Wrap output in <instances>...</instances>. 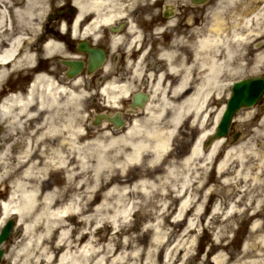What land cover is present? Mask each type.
<instances>
[{"label": "rangeland", "instance_id": "374dc122", "mask_svg": "<svg viewBox=\"0 0 264 264\" xmlns=\"http://www.w3.org/2000/svg\"><path fill=\"white\" fill-rule=\"evenodd\" d=\"M214 1L212 0L211 3ZM238 2L240 10L233 14L232 3H229V13L223 19L221 16L219 19L221 15L219 10L223 7H218V4L214 3L210 7V14L203 19V23L197 25L193 23L191 27H187L182 32L184 37H178V43L184 44L182 42L188 40L192 53L193 43L197 38V32L194 30L214 24L215 19L218 18L220 22L225 23L223 26L226 28V33L237 31L248 37V42L242 43L243 50L234 59L233 66L245 64L236 73L227 71L224 74L222 82L226 84V87L220 97L216 95L210 99L208 116L202 118L204 129L200 125H192L194 118H189L173 138L172 150L161 163L149 165L147 161H144L142 165H129L126 174L119 170L114 172V177L122 180V184L129 188L127 195L121 196L117 191L108 194L114 183L103 185L101 178L104 177L103 181H105L107 175L113 173L105 169L102 176L95 175L96 158L90 159V167L85 170L81 167L80 161L75 159L74 166L78 168L72 184L67 179L66 170L52 167L40 179H25L29 183V189L37 186L41 192L38 204L28 215L26 222L34 221L44 209L49 210L42 202L43 196L54 188H58L59 193L50 205L51 210L65 209L72 206L73 202L79 203L74 201L75 198L82 199L80 210L77 208L79 206H74L78 213L69 211L70 215L65 218L64 226L58 229L55 227L56 230L51 231L48 236H46L45 227L50 217L43 215V220L37 224L32 236L36 238L43 234L46 237L42 247L33 248L35 257L31 264H39L37 260L40 259L43 260L41 264H48V261L43 258L48 254L55 258L54 264L60 263L62 256L68 251L67 247H57L60 238L63 237L61 236L63 229L68 231L65 240L67 239L73 246V253H80V250L88 243L99 251L91 256L92 264H218L222 255L224 256L222 264H264V240L261 238L264 236V110H261V105L238 112L234 127L236 131L241 130L243 136L233 145H231L232 139L228 138L217 161L210 162L207 167L201 165L206 162L209 149L202 145L204 157L194 161L197 171L194 173L193 185L182 198L177 196L186 188V177L190 174L188 167L183 164V159L189 154L195 140L202 132H209L216 128L221 117V109L230 95L231 83L249 76L264 74V57L257 64H254L250 58L253 51L250 37L251 22L248 25L245 24V18H250V11H244L250 7V0ZM183 5L185 8V4ZM190 18L195 19L191 15L187 19ZM259 18V23L256 20L257 25L264 22V15L260 14ZM188 30H191V36ZM194 73V81L197 82L198 68H194ZM169 96L172 95L169 94ZM151 101L157 105L160 102L159 96L153 97ZM94 108L93 96L86 97L80 107L74 108V126H82L88 133L80 138L81 143L87 138L105 137L111 130L109 127L92 126L93 116L96 113ZM70 111L71 108L64 109L59 120L65 122ZM130 117L143 118L144 113ZM1 119L5 129L4 136L8 139L0 155L2 161L0 202L16 204L20 200L12 201L11 193L15 189L13 183L24 179L21 176L22 169L18 158L21 147L14 146V131L8 127V118L5 116ZM157 126L163 129L170 128L169 115L157 122ZM125 129L122 128V131ZM114 134L119 133L114 132ZM232 146H236L237 151H234L232 161L221 174L218 172V163L225 151ZM250 146L255 148L258 155L247 153ZM7 147L8 151H6ZM242 150L247 154V158L245 168H242L244 174L239 176L240 171L237 174L236 172L241 169V164L235 160V157ZM64 152L69 155V161L72 160L73 155L67 148ZM48 156H52L51 150H48ZM169 165L174 168V173L167 177L164 167ZM159 176L162 178L154 183L141 184L143 179L153 181ZM224 179L229 180V183L224 182ZM82 185L84 187L79 190ZM136 186L138 188H135ZM190 194L197 200V204H204V210L203 214L196 219V229L186 235L187 222L193 217L194 212L187 214L183 221H177L175 218L181 203L189 199ZM232 205H236V208L235 213L230 215ZM216 206L218 212L214 214L213 210ZM256 221L258 224L253 228ZM21 229L23 225L17 227L12 239L4 244L6 254L1 264H13L10 255L21 249V240L24 237L23 233L21 235Z\"/></svg>", "mask_w": 264, "mask_h": 264}, {"label": "bare ground", "instance_id": "6f19581e", "mask_svg": "<svg viewBox=\"0 0 264 264\" xmlns=\"http://www.w3.org/2000/svg\"><path fill=\"white\" fill-rule=\"evenodd\" d=\"M144 0H133V2ZM152 1V0H147ZM239 0H222L218 7H223L225 3L237 4ZM252 1V0H251ZM109 4V1H107ZM82 10H94L98 13L97 21L95 25H106L111 19L106 13L107 4L104 0H80ZM30 8H24L21 12L22 17L27 18L32 16ZM264 11V9L262 10ZM211 11H208L210 14ZM219 12L221 15H219ZM217 14L219 19H223L228 14V9L224 6L219 10ZM207 14V15H208ZM259 14L256 15V19L259 20ZM223 16V17H222ZM6 14L4 11L0 12V46H2L3 39L8 41V47L0 52V63L13 62L17 57L16 54L20 50L23 38L18 36L12 38L7 35V32L3 29L4 26L9 25L7 22ZM27 18H23L25 22ZM22 19V18H21ZM219 19H215V23L211 25H205L204 30L199 27L197 32V38L193 43V60L188 65L185 60L177 62L178 56L174 51H167L162 54L168 63L170 68L166 73H160L156 80V86L154 96H159V103L153 104L152 101L146 106L144 110L143 118H135L128 127L120 132L118 135L114 133H107L105 137L95 136L94 138H87L80 142V138L88 134L85 132L82 126H74L75 107H80L84 103V99L89 95L82 88V79L70 80L67 83H63L55 80L48 72H41L37 75L33 83L30 85L28 91L24 94L23 90L12 93L6 98L0 107V117L8 118V127L14 131L15 147H21L19 155L20 167L22 169V180L15 181L13 186L15 189L11 193L12 201L20 200V204L17 202H0V208L2 209L0 217V225L5 219L13 214H17L20 218V224L23 225L24 237L21 240V249L12 253L13 264H31L33 255V248L36 246L42 247L45 237L48 234L64 226L65 218L70 215L69 211L76 212L75 205L79 206V210L82 199L77 197L74 201L79 203H72L65 209H50L52 201L59 193L58 188H54L49 192H46L43 196V203L45 209L38 215V217L32 222H26L28 215L34 211L38 204V198L40 197V189L37 186H32L29 189V183L27 179H40L42 175L49 170L62 169L67 172V179L70 184L75 180V171L78 166H74V161L79 160L81 167L85 170L90 167V159L96 158L95 175L102 176V172L106 170L111 171L112 175H107L105 181L102 179V184L114 183L108 194L112 192H119L121 196L127 195L130 191L127 186L122 184V180L114 177V172L127 173L129 165L143 164L147 161L149 165H156L166 159L172 150L173 138L179 133L181 127H183L185 121L189 118L192 120V125L202 126L204 129V122L202 118L208 116V104L212 96L220 97L222 91L226 87L223 81L224 74L229 72L239 71L245 63H240L239 66H233L234 59L237 55L241 54L243 42H248V37L237 31H231V35L226 33L224 28V22H220ZM245 24L248 25L252 20L249 17L245 18ZM171 22V21H170ZM134 25H131L133 29ZM163 27H158L159 32ZM201 34V35H199ZM251 34V27H250ZM230 35V36H229ZM251 37V36H250ZM59 43L56 41L48 42L46 46V53L48 55L59 50ZM264 57V51L256 55L255 64H257ZM34 55L31 52H24L21 59L17 60V65H32L34 64ZM198 68L199 76L197 82L194 81L195 73L194 68ZM1 69V67H0ZM7 70H0V83L4 80ZM180 74L178 82L171 90L169 85L164 86V77L174 76ZM196 83V84H195ZM129 87L127 85L117 87L113 83L108 84L102 90L104 95V102L109 103L113 107H118L121 98H127ZM172 92V96H169L168 91ZM158 94V95H157ZM73 107V108H72ZM71 108L69 115L65 122L59 120L64 109ZM223 108L221 109V113ZM206 112V113H205ZM169 115V121L171 123L170 128L163 129L157 126V122ZM221 116V115H220ZM6 122V121H5ZM28 123V124H27ZM196 123V124H195ZM258 130V129H256ZM214 129L209 132H202L195 140L193 147L190 149L189 154L183 159V164L188 167L190 174L187 175V186L177 195L182 198L193 185L194 173L197 171V167L194 165L196 159H202L204 157V150L202 148L203 141L213 133ZM86 138V137H85ZM224 140L216 141L209 149V155L206 157V162L202 167H207L211 162H216L217 158L223 149ZM73 155L72 160L69 161V155H66L64 149ZM8 151L9 148H6ZM48 150H51L52 156H48ZM237 151L236 146H232L225 151L224 156L218 163V172L223 173L225 167L232 161L233 153ZM247 153L258 155L254 147H248ZM264 153V152H263ZM2 152L0 153V155ZM148 156V157H147ZM147 160H146V159ZM247 154L242 150L235 157L241 164L240 175L242 176V168H245ZM76 159V160H75ZM0 159V164H1ZM167 177H170L174 173V168L171 165L164 167ZM119 170V171H118ZM113 171V172H112ZM248 174V173H247ZM248 177V176H246ZM162 176L152 179H143L141 184L148 185L161 179ZM26 179V180H25ZM1 180V176H0ZM224 182L229 183V180L224 179ZM84 185L79 187L82 189ZM135 188H138L136 186ZM195 201V202H194ZM197 200L190 194L189 199H185L181 205L179 212L176 216L177 221H183L187 214L194 212L193 217L187 222L186 235L194 231L197 227L196 219L203 214L204 204H197ZM236 205H232L230 208V215L235 213ZM214 214L218 212L217 206L214 207ZM49 216V222L45 227L47 233L34 238L32 235L36 231L37 224L43 220V215ZM73 214V213H72ZM53 219V221H50ZM257 221L253 225V228L257 226ZM56 227V229H54ZM87 233V232H86ZM68 231L63 229L61 231L60 241L57 244L58 248L67 247L68 251L65 253L60 263L58 264H92L91 256L99 253L91 243H88L80 250V253H73V246L65 240ZM264 240V236H261ZM44 260L48 261V264H54L55 258L46 255ZM224 256H220L218 264H222ZM43 260H37V263L41 264ZM245 264V263H243Z\"/></svg>", "mask_w": 264, "mask_h": 264}, {"label": "flooded vegetation", "instance_id": "af4514ba", "mask_svg": "<svg viewBox=\"0 0 264 264\" xmlns=\"http://www.w3.org/2000/svg\"><path fill=\"white\" fill-rule=\"evenodd\" d=\"M104 1L107 4L105 14L111 19L106 25H95L98 13L91 9L82 10L80 0H0V12H5L9 23L3 29L12 38L21 36L24 40L13 62L0 63L1 69L7 70L0 83V103L18 89L26 90L41 72L69 82L66 74L70 67L65 63L73 62L75 69L80 71L78 77L82 79L83 88L93 95L96 113L113 115L120 112L122 119L127 121L131 115L140 114L133 113L136 112L132 109L134 97L139 94L152 97L160 73L169 70L170 63L162 57L164 52H176L178 63L181 60L188 65L191 63L190 43L184 40V44H179L178 37H184L182 32L191 24L203 23L210 7L222 0L212 3V0H206L203 4H195L192 0ZM224 6L229 9L227 3ZM24 8H30L32 16L22 17L19 12ZM232 8L233 14L238 12L240 3L232 4ZM263 9L264 0H250V7L244 9L250 11L252 20L250 36L253 51L250 58L253 62L256 55L264 51V22L259 25L256 22L257 14L264 15ZM190 15L195 17L194 21L192 17L187 19ZM23 18H27L25 22ZM158 27H163V32H159ZM191 30H188L189 36ZM50 41H56L60 46L59 50L48 55L46 46ZM3 43L0 52L8 47V41L3 39ZM28 51L34 55V64L17 65V60ZM92 65L95 66L93 69ZM179 76H165L163 85L171 86V90ZM110 83L129 87L128 99L116 109L101 101L104 98L102 90ZM260 105L264 108L263 102ZM108 125L114 130L113 124ZM4 131L0 119V152L8 139Z\"/></svg>", "mask_w": 264, "mask_h": 264}, {"label": "water", "instance_id": "95a60500", "mask_svg": "<svg viewBox=\"0 0 264 264\" xmlns=\"http://www.w3.org/2000/svg\"><path fill=\"white\" fill-rule=\"evenodd\" d=\"M195 3L201 2V0H193ZM72 64L73 63H67ZM73 69V68H72ZM77 71L71 70L68 73L69 77L76 76ZM264 95V78L263 77H250L242 79L233 84L231 90V96L227 102L225 112L220 123L217 126L216 133L205 143V146H210L215 140L226 136L230 130V126L235 114L243 107H252L255 106ZM146 99V98H144ZM135 103L143 107L141 103L143 100L142 96H135ZM103 119H109L116 123L117 127L122 126L124 123L119 119L109 118L106 115H96V124H101ZM238 139V136L235 137V140ZM14 222L9 220L8 223L4 226L2 233L0 234V247L1 245L9 239L10 233L13 229ZM4 253L3 249H0V262L2 260V255Z\"/></svg>", "mask_w": 264, "mask_h": 264}]
</instances>
